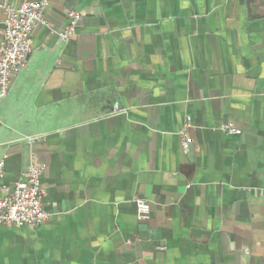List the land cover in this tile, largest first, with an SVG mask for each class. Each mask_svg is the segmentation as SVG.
<instances>
[{"label":"crops","instance_id":"0c3cea01","mask_svg":"<svg viewBox=\"0 0 264 264\" xmlns=\"http://www.w3.org/2000/svg\"><path fill=\"white\" fill-rule=\"evenodd\" d=\"M32 1L0 196L34 161L50 218L0 225V264H264V0Z\"/></svg>","mask_w":264,"mask_h":264},{"label":"built area","instance_id":"2783aa9c","mask_svg":"<svg viewBox=\"0 0 264 264\" xmlns=\"http://www.w3.org/2000/svg\"><path fill=\"white\" fill-rule=\"evenodd\" d=\"M44 1L25 0L18 6H11L0 0V10L5 15L3 37L0 43V99L4 98L13 75L26 67L32 52L31 33L36 25H44ZM68 25L60 31H54L62 41H68L81 19L79 13L67 14ZM228 134H237L229 125L221 127ZM185 137L184 131L181 132ZM34 141L36 139H28ZM187 150L188 140H183ZM1 168V165H0ZM43 167L32 161L26 173L14 184L10 193L0 196V225L22 228L36 226L50 218L43 205L45 192L41 187ZM138 222L149 219V203L138 198L134 201Z\"/></svg>","mask_w":264,"mask_h":264}]
</instances>
